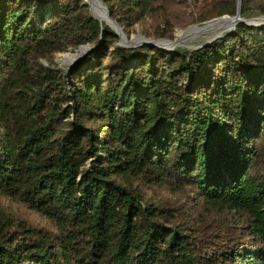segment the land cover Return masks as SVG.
<instances>
[{
	"label": "trees",
	"instance_id": "trees-1",
	"mask_svg": "<svg viewBox=\"0 0 264 264\" xmlns=\"http://www.w3.org/2000/svg\"><path fill=\"white\" fill-rule=\"evenodd\" d=\"M103 1L127 33L154 3ZM226 5L166 0V24ZM119 41L86 0H0V196L48 221L0 205V264H264V27ZM86 44L66 77L42 63ZM145 185L166 186V215ZM182 196L195 215L172 213Z\"/></svg>",
	"mask_w": 264,
	"mask_h": 264
},
{
	"label": "rangeland",
	"instance_id": "rangeland-1",
	"mask_svg": "<svg viewBox=\"0 0 264 264\" xmlns=\"http://www.w3.org/2000/svg\"><path fill=\"white\" fill-rule=\"evenodd\" d=\"M101 1L103 5L107 6L103 0ZM188 1L190 2L191 0H188ZM222 1H227L228 5H226V7L230 13H223L219 16L212 17L210 19L203 20V21H196L194 24L188 26L187 28L182 29L178 26L171 28L170 25L166 24V17H167L166 16V0H154V3H152L153 7L145 14V16L141 20H139V22L137 23L130 21L129 26H128V33L125 31L124 32L126 36L129 38L144 36L148 39H153V40L170 39V41H176L180 32H185L187 29L189 30L195 26L204 27L205 25L213 21L223 18L225 15H229V16L236 15L237 8H238V0H222ZM240 8H241V17L245 18L246 20H250L254 18H264V0H241ZM233 10L236 11L234 14H232ZM262 26H264V24ZM166 30L172 31V38L161 36V35H166ZM209 41H204V39L198 38L197 40H192L189 42V44H191L193 48L192 47H180L178 49L186 48V50H193V49H196L202 46L203 44ZM88 46L91 47L90 45ZM78 49H80V47L75 48V49L69 48L66 51L57 53L55 57L53 58V61L50 62L48 60H42V63L44 66L52 67L54 69L59 70L61 74L64 77H66L70 69L73 67V65L79 60H77L70 68H66V67H63L61 63L59 62V57L63 53L75 51ZM176 50L177 49H174L173 52H175ZM148 186L146 185L144 186L147 189L148 194L158 201V203L160 204V207L164 210V215H166V186H162V185H152L149 187ZM178 200L180 204L178 205V210H174L172 212L174 215L187 216V211H188V214H190V216L192 214L195 215V213L197 212V208H191L193 198H191L190 196L189 197L182 196V198L180 197ZM0 205L4 209V211L7 214H9L12 218L21 219V220L27 221L28 223L35 224V225L48 224V221L46 219L40 217L35 212L29 210L20 202L10 200L6 197L0 196ZM217 220H219L220 223L223 224L222 218H219ZM205 251H203L204 254H205Z\"/></svg>",
	"mask_w": 264,
	"mask_h": 264
},
{
	"label": "bare ground",
	"instance_id": "bare-ground-1",
	"mask_svg": "<svg viewBox=\"0 0 264 264\" xmlns=\"http://www.w3.org/2000/svg\"><path fill=\"white\" fill-rule=\"evenodd\" d=\"M92 8L94 15L97 19L100 20L102 24L107 23L108 19L106 18V12L103 7V3L99 0L92 1ZM249 23L257 24V26H262L264 24V18H254L247 20ZM236 20H232L229 17H223L219 20L213 21L208 25L195 26L185 32H180L176 41L170 40H161L160 45L167 49H178L180 47H192L189 44L192 40H197L198 38L204 39V41L212 40L213 38L225 34L228 30H230L235 24ZM143 41L140 37H126L124 42L126 44H136ZM183 49V48H182ZM186 49V48H185ZM86 52L85 48H80L75 51L63 53L59 57V62L63 67L70 68L81 56H83Z\"/></svg>",
	"mask_w": 264,
	"mask_h": 264
},
{
	"label": "water",
	"instance_id": "water-1",
	"mask_svg": "<svg viewBox=\"0 0 264 264\" xmlns=\"http://www.w3.org/2000/svg\"><path fill=\"white\" fill-rule=\"evenodd\" d=\"M92 1L93 0H86V4H88L91 7L92 15L96 18V16L94 15V12H93V8H92ZM97 1L99 2V0H97ZM240 6H241V0H238V8H237L236 15H234V16L225 15L224 16V17H229L232 20H236V22H235V24H233L232 28L230 30H228L224 35H226L228 33H232L233 31H235V29H236V27H237V25L239 23H245L247 25L257 26V24L249 23L245 18L241 17V8H240ZM103 7H104V10L106 12V18L108 19V22L106 24L108 26L112 27L116 31V33L120 36L119 46L126 47V48H133V47H138V46L144 45V44H150V45L156 46V47H158L160 49L166 50L168 52H173L174 51L175 48L167 49V48L162 47L159 44L161 40H170V39H157V40H153V39H148V38H146L144 36H139L140 38H142L143 41H141L139 43H136V44H126L124 42V40H125V38L127 36H126L123 28L111 17L108 7L105 6V5H103ZM260 27H264V26H260ZM224 35L223 34L222 35H219V36L213 38L212 40H210L209 42H207V43L203 44L202 46L198 47V48H201V47H203L205 45H208V44L212 43L213 41H215V40L223 37ZM80 48H85L86 49V52L78 60L84 58L87 55V53L91 50V47H89L88 45H82ZM198 48H196V49H198Z\"/></svg>",
	"mask_w": 264,
	"mask_h": 264
}]
</instances>
